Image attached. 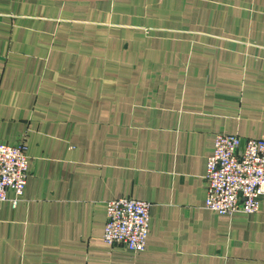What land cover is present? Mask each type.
Segmentation results:
<instances>
[{"label": "crops", "instance_id": "obj_1", "mask_svg": "<svg viewBox=\"0 0 264 264\" xmlns=\"http://www.w3.org/2000/svg\"><path fill=\"white\" fill-rule=\"evenodd\" d=\"M264 140V0H0V264H264L255 214L204 208L216 134ZM147 201L144 251L105 204Z\"/></svg>", "mask_w": 264, "mask_h": 264}, {"label": "built area", "instance_id": "obj_2", "mask_svg": "<svg viewBox=\"0 0 264 264\" xmlns=\"http://www.w3.org/2000/svg\"><path fill=\"white\" fill-rule=\"evenodd\" d=\"M28 178V156L22 145L0 143V202L7 191L14 192L16 204ZM207 192L204 208L218 214H255L264 198V140H242L237 135L219 133L206 163ZM147 201L119 198L106 202V223L102 241L122 245L139 253L149 235Z\"/></svg>", "mask_w": 264, "mask_h": 264}]
</instances>
